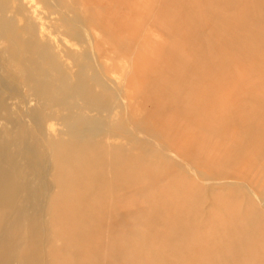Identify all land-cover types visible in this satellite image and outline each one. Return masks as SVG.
Wrapping results in <instances>:
<instances>
[{
    "label": "rangeland",
    "instance_id": "obj_1",
    "mask_svg": "<svg viewBox=\"0 0 264 264\" xmlns=\"http://www.w3.org/2000/svg\"><path fill=\"white\" fill-rule=\"evenodd\" d=\"M7 5H38L33 10L59 48H41L17 32L21 75L34 69L47 77L37 98L43 105L47 100L43 125L49 126L50 140L36 129L43 115L39 103L31 126L2 112L9 118L0 125V166L12 182L0 186V197L8 198L0 202V264H264V0H8ZM0 41V90L10 92L13 82L2 67L11 43L1 33ZM67 59L73 79L61 64ZM210 79L217 81L212 85ZM130 124L167 145L198 174L165 159ZM49 141L54 163L47 178L41 160ZM18 143L33 149L44 169L33 172L28 151L19 154ZM58 145L89 155L83 162L68 161L57 153ZM81 169L82 176L71 174Z\"/></svg>",
    "mask_w": 264,
    "mask_h": 264
},
{
    "label": "bare ground",
    "instance_id": "obj_2",
    "mask_svg": "<svg viewBox=\"0 0 264 264\" xmlns=\"http://www.w3.org/2000/svg\"><path fill=\"white\" fill-rule=\"evenodd\" d=\"M38 1V0H37ZM7 3H8V0H2L1 1V4H0V7H1V10H0V29H1V31H0V33H1V37L3 38V39H5V38H7L9 41H10V43H11V45H10V49L9 50H7V51H5L4 52V60H3V67H2V70L6 73V74H8V76H9V79H10V81L11 82H13L12 83V85H11V89H10V92L9 91H7V90H4L3 92H1V90H0V125H1V121L2 120H7V118H9V117H4V115L2 114V112H9V113H12V114H16V115H19L17 118L20 120L19 122H20V124H22L23 123V121L28 125V126H31V125H33L34 124V117H33V111H34V109H35V107H36V104H38L39 103V98H37V90L38 89H40V87H39V83L41 82V80H46V76H43V75H41V74H39L38 72H37V70L35 71L34 69L32 70V71H28V70H26L25 69V71H24V76H22L21 74H22V72H20L19 71V68H17V65H21L22 64V61H21V57L20 58H18V56H16V54H15V51H16V49H17V47L19 46L18 45V37H17V32L18 31H20V34L21 35H24V36H28L33 42H34V44H36V46H40L41 48H44V49H46V48H48V47H51L52 48V50H55V49H57V48H59V42H57L56 40H57V38H56V40L54 39V34L53 33H50V34H47V28H46V25L45 24H43L42 23V21H41V18L36 14V11L35 10H33V8H36L38 5H31L30 7H28V5H7ZM45 10V9H44ZM122 15V14H121ZM22 22H24L25 24H24V26L22 27ZM19 27V29H15L16 27ZM13 29V30H12ZM82 30V32H84L83 31V28L81 29ZM86 32V31H85ZM88 32V31H87ZM86 32V33H87ZM87 35H88V33H87ZM87 37V36H86ZM88 38V37H87ZM86 38V39H87ZM0 42H2V41H0ZM96 45V44H95ZM91 46L93 47V45H92V43H91ZM210 47V46H209ZM93 50V49H92ZM211 50V49H210ZM210 50H207V51H210ZM213 52V51H212ZM211 53V52H210ZM63 54V53H62ZM94 55V54H93ZM209 56V55H208ZM210 56H211V54H210ZM212 57H213V55H212ZM211 57V58H212ZM214 58V57H213ZM42 59V58H41ZM214 60H216V58H214ZM217 61V60H216ZM223 61V60H222ZM215 62V61H214ZM218 62V61H217ZM62 66H64L65 68H66V71H69L68 72V74L70 75V78H72L73 79V77L75 76V74H74V71H73V67H71V65L69 64V62H68V59L65 61V60H62ZM96 65V64H95ZM200 65V64H199ZM227 65V64H226ZM211 66V65H210ZM76 67V66H75ZM226 67V66H225ZM228 67V66H227ZM90 69V68H89ZM98 69V68H97ZM215 69V68H214ZM223 69V68H222ZM239 69V68H238ZM234 70V69H233ZM108 71V70H107ZM215 71V70H214ZM102 72V71H101ZM105 72V71H104ZM234 72V71H233ZM240 72V71H239ZM83 73V72H82ZM105 73H109V72H105ZM104 73V74H105ZM214 73V72H213ZM199 74V73H198ZM214 74H216V73H214ZM236 74V73H235ZM238 74H240V73H238ZM80 75V74H79ZM85 75V74H84ZM101 75V74H100ZM105 75H107V74H105ZM196 75V74H195ZM84 77V76H83ZM197 77V76H196ZM212 76H210V78H211ZM234 77V76H233ZM79 78H81V76L79 77ZM85 78V77H84ZM133 78V81H134V77H132ZM202 78V77H201ZM214 78H217L215 75H214ZM237 78H238V76H237ZM247 78H249V77H247ZM213 79V78H212ZM218 79V78H217ZM216 80V79H215ZM215 80H214V83H215ZM85 81V80H84ZM99 81V80H98ZM109 81H110V79H109ZM209 81V80H208ZM210 81H211V79H210ZM213 81V80H212ZM211 81V82H212ZM217 81V80H216ZM79 83V82H78ZM77 83V84H78ZM109 83V82H108ZM112 83V82H111ZM133 83V82H132ZM213 82L212 83H210V84H214ZM9 84V83H8ZM221 83H219L218 85H219V87L221 86L220 85ZM74 85V84H73ZM106 85H108V84H106ZM110 85V84H109ZM108 85V86H109ZM113 85V84H112ZM223 85V84H222ZM110 87H112V86H110ZM109 87V88H110ZM225 87V86H224ZM18 88H20L22 91L20 92L19 90H18ZM215 88V86H213L212 87V90ZM113 89V88H112ZM205 89V88H204ZM203 89V91H205ZM222 89H225V88H222ZM43 90V89H42ZM73 90V89H72ZM114 90V89H113ZM118 90V89H117ZM208 90H209V87H208ZM215 90V89H214ZM227 90H225V92H226ZM120 92V91H119ZM124 92V91H123ZM206 92V91H205ZM213 92V91H212ZM215 92V91H214ZM224 92V93H225ZM209 93H210V91H209ZM118 94V93H117ZM116 94V95H117ZM199 94H201V93H199ZM203 94V93H202ZM207 94V96H209L208 95V93H206ZM213 94V93H212ZM217 94V93H216ZM223 94V93H222ZM16 95H20V97H23V99H22V101H19V100H17L18 99V97L19 96H16ZM42 95H44V93H41V96ZM203 95H205V93L203 94ZM110 96H111V94H110ZM118 96H120L119 94H118ZM212 96V95H211ZM225 96V95H224ZM17 97V98H16ZM196 97V96H195ZM199 97V96H198ZM205 97V96H204ZM213 97H215L214 95H213ZM212 97V98H213ZM65 98H67V97H65ZM206 98V97H205ZM211 98V99H212ZM192 99V98H191ZM207 99V98H206ZM208 99H210L209 97H208ZM210 99V100H211ZM231 99V98H230ZM230 99H229V101H230ZM205 100V99H204ZM232 100V99H231ZM46 101L47 100H44L43 99V103H44V105H46L47 106V104H46ZM98 101V100H97ZM189 101V100H188ZM193 102H194V100H192ZM228 101V100H227ZM40 102H42V101H40ZM102 102V101H101ZM190 102V101H189ZM208 102V101H207ZM186 103V102H185ZM197 103H199V101L197 100ZM203 103L205 104L206 102H204L203 101ZM211 103H212V101H211ZM230 103V102H229ZM64 104V103H63ZM100 104H102V103H100ZM111 104H113V103H111ZM190 104H192V103H190ZM44 105L43 104H38V107H39V109H41V111H42V113H43V115L40 117L41 118V120L42 121H40L39 123H38V125H37V128L36 129H38L39 131H43V136H45V138H47L48 140H50L49 138V135H48V130H49V126H48V124H45V125H43V122H44V120L47 118V116H48V112H47V109H44ZM95 105H96V103H95ZM142 105V104H141ZM140 104H138V106L140 107L141 106ZM203 105V104H202ZM205 105H207L208 106V104H205ZM215 105H216V103H215ZM96 106H98V105H96ZM106 106V105H105ZM107 106H109V105H107ZM193 106V105H192ZM207 106H206V109H207ZM59 107V106H58ZM58 107H50L52 110L53 109H55V111H56V113H59V112H62V111H65V110H61V109H59ZM87 107V106H86ZM123 107V106H122ZM129 107V106H128ZM138 107V108H139ZM209 107V106H208ZM113 108V107H112ZM137 107H136V109H138ZM141 108V107H140ZM143 108V107H142ZM188 108V105H187V107L185 108V106H184V109H187ZM193 108V107H192ZM203 108H205V106L203 107ZM211 108V107H210ZM222 108V107H221ZM95 109V108H94ZM135 109V110H136ZM144 109V108H143ZM198 109V108H197ZM110 110V109H109ZM134 110V111H135ZM142 109H140V111H141ZM187 110H189V109H187ZM194 110V109H193ZM196 110V109H195ZM208 110V109H207ZM211 110H212V108H211ZM213 110H214V108H213ZM218 111L219 110V108H215V111ZM250 110H252V109H250ZM139 111V110H138ZM139 111V112H140ZM145 111V110H144ZM202 111V110H201ZM231 111V110H230ZM125 112H126V110H125ZM137 112V111H136ZM135 112V113H136ZM143 112V111H142ZM146 112V111H145ZM185 112H188V111H185ZM202 112H204V111H202ZM247 112H249V110L247 111ZM34 113H35V111H34ZM64 113V112H63ZM131 113V112H130ZM154 113H156L155 111H154ZM157 113H159V112H157ZM212 113H213V111H212ZM250 113V112H249ZM134 114V113H133ZM132 114V115H133ZM139 114V113H138ZM152 114H153V112H152ZM161 114V113H160ZM166 114V113H165ZM188 114V113H187ZM191 114V113H190ZM193 114H194V112H193ZM205 114V113H204ZM214 114H216V113H214ZM239 114V113H238ZM36 115V114H35ZM41 115V114H40ZM126 115V114H125ZM135 115V114H134ZM140 115V114H139ZM144 115V114H143ZM156 115V114H155ZM189 115V114H188ZM197 115H199V114H197ZM196 115V116H197ZM202 115V114H201ZM201 115L198 117V119H200V117H201ZM207 115V113L205 114V116ZM217 115H218V112H217ZM138 116V115H137ZM137 116H136V118H137ZM169 116V115H168ZM173 115H171V117H172ZM210 116V115H209ZM216 115H214L213 117H215ZM247 116V115H246ZM20 117V118H19ZM38 117V116H37ZM174 117H176V116H173L172 117V119L174 118ZM207 117V116H206ZM232 116L230 115V118H231ZM164 118V117H163ZM178 118V117H177ZM202 118V117H201ZM244 118H245V116H244ZM148 119H149V117H148ZM152 119V118H151ZM162 119V118H161ZM165 119V118H164ZM211 119H213L212 117H210V121H211ZM215 119H218V116H217V118H215ZM36 120V119H35ZM153 120V119H152ZM175 120V119H174ZM174 120H172V121H174ZM177 120V119H176ZM259 120V119H258ZM258 120H257V122H258ZM264 120V119H263ZM263 120H261V122L263 121ZM53 121V120H52ZM127 121H128V119H127ZM202 121H205V120H202ZM207 121V120H206ZM212 121H214V120H212ZM9 122V121H8ZM158 122V121H157ZM160 122V121H159ZM158 122V126H159V128H160V123ZM176 122V121H175ZM174 122V123H175ZM209 122V121H208ZM37 123V122H36ZM94 123V125H95V122H93ZM129 123V122H128ZM218 123V122H217ZM229 123V122H228ZM231 123H234L233 122V119H232V122ZM238 123V122H237ZM163 124V123H162ZM206 124V123H205ZM215 124V123H214ZM258 124V123H257ZM35 125V124H34ZM174 125V124H173ZM189 125H191V124H189ZM233 125V124H232ZM108 126V125H107ZM130 126L132 127V129H133V131H134V133H136V135H137V137L139 138V139H141L142 141H144V142H146V143H150L151 145H154L155 147L156 146H158L159 148H160V150H162L163 152H164V154H165V159H168V160H170L172 163H174L175 164V166H177L178 168H180V169H185L186 171H188L189 173H192V174H194V175H197L196 174V172H195V169L193 168V166L189 163V162H187L185 159H183L182 157H180L177 153H175L173 150H171V149H169L168 148V146L167 145H165V144H163V143H160L158 140H156V139H154L153 137H151V136H149V135H147V134H145V133H143V132H141L139 129H137L135 126H133V125H131L130 124ZM155 126V125H154ZM162 126V125H161ZM175 126V125H174ZM184 126V125H183ZM182 126V127H183ZM188 126V125H187ZM217 126V125H216ZM98 127V126H97ZM156 127V126H155ZM215 127V126H214ZM234 127V126H233ZM100 128V127H99ZM102 128V127H101ZM127 128V127H126ZM187 128V127H186ZM217 128H218V126H217ZM261 128V127H260ZM264 128V127H263ZM157 129V128H156ZM235 129H236V127H235ZM238 129V128H237ZM96 130V129H95ZM97 130H100V129H97ZM105 130V129H104ZM126 130V129H125ZM131 130V129H130ZM160 130V129H159ZM161 130H162V127H161ZM174 129H172L171 131H173ZM39 131H36V132H39ZM102 131V130H101ZM132 131V132H133ZM165 131V130H164ZM232 131V130H231ZM238 131V130H237ZM204 132V131H203ZM41 134V133H40ZM199 134H200V132H199ZM231 134V133H230ZM232 134H234V131H233V133ZM239 134V133H238ZM42 135V134H41ZM133 135V134H132ZM234 135H236V134H234ZM47 136V137H46ZM168 136H169V134H168ZM178 136V135H177ZM199 136V135H198ZM201 136V135H200ZM240 136V135H239ZM49 137V138H48ZM108 137V136H107ZM244 136H242V138H243ZM188 138V137H187ZM202 138V137H201ZM240 137H238V139H239ZM136 139V138H135ZM200 139V138H199ZM198 139V140H199ZM108 140V139H107ZM198 140H197V143H198ZM201 140V139H200ZM233 140V139H232ZM244 140V139H243ZM109 141L110 140H108V143H106L107 144V146H108V148H111V150H112V147H111V143H109ZM116 141V140H115ZM239 141V140H238ZM15 142H18V140L17 141H15ZM24 142V141H23ZM53 141H49V142H47L48 144H49V147H46V149L44 148V152L46 153L45 154V156H44V158H43V160H41L42 158L40 157V160L42 161V163H41V165H46V171H44L45 172V174H46V177L48 176L49 177V169L51 168V165L54 163V158H53V156H52V154H51V143H52ZM234 142H235V140H234ZM243 142V141H242ZM196 143V142H195ZM201 143V142H200ZM223 143V142H222ZM230 141H229V144L228 145H230ZM240 143V142H239ZM224 144H225V142H224ZM234 144H236V143H234ZM194 145V144H193ZM232 145V144H231ZM180 146H182L181 144H180ZM199 146V145H198ZM18 147H19V154H22L23 152H25V151H28V154H29V157H28V160H29V163H30V165H31V167H32V171L33 172H35V171H37V169L39 170L40 168H43V166H40V162H36V161H34V154H33V149H31V148H28L29 146H27V145H25V144H21V143H18ZM58 147H60L59 145L57 146V153L59 154V156H62V158L63 159H66V160H68V161H70V159H78L79 161H81V162H83L84 160H86V156L87 155H89V153H84V151H82V150H77V151H73L72 153H70L69 151H65V150H63V149H60V148H58ZM183 147V146H182ZM195 147H196V145H195ZM195 147H192V148H194L195 149V151L196 150H198V149H196ZM227 147V146H226ZM226 147L224 148V150H226ZM233 147V146H232ZM239 147H241L240 145H239ZM119 147H116V148H113V150L114 149H118ZM218 148H220V146L218 147ZM217 148V149H218ZM187 149V148H186ZM42 150V149H41ZM187 150H189V149H187ZM191 150H193V149H191ZM219 150V149H218ZM223 150V151H224ZM103 151V150H102ZM107 151H109V150H107ZM190 151V150H189ZM194 151V150H193ZM212 151V150H211ZM217 151V150H216ZM220 151V150H219ZM247 151V150H246ZM245 151V153H247ZM260 151V150H259ZM43 152V151H42ZM225 152V151H224ZM193 153V152H192ZM194 153H196V152H194ZM223 153V152H222ZM221 153V154H222ZM244 153V154H245ZM220 154V155H221ZM224 154V153H223ZM250 154V153H249ZM252 154V153H251ZM253 155V154H252ZM213 156V155H212ZM218 156V155H217ZM247 156V155H246ZM220 157V156H219ZM218 157V158H219ZM245 157V156H244ZM243 156H242V158H244ZM249 157V156H248ZM191 158V157H190ZM247 157H245V159H246ZM250 158V157H249ZM220 159V158H219ZM218 159V160H219ZM251 159V158H250ZM249 159V160H250ZM232 160V159H231ZM242 160H244V159H242ZM241 160V161H242ZM247 160V159H246ZM246 161V162H250V161ZM252 160V159H251ZM101 161V160H100ZM210 161V160H209ZM240 161V160H239ZM240 161V162H241ZM200 162V161H199ZM203 162V161H202ZM232 162H233V160H232ZM245 162V161H244ZM255 162H257L256 160H255ZM206 163V162H205ZM239 163V162H238ZM253 163V162H252ZM252 163H251V165H252ZM69 164V163H68ZM108 164V163H107ZM216 164H217V162H216ZM244 164V163H243ZM201 165H203L204 166V164H201ZM211 165V164H210ZM209 165V166H210ZM234 165H235V163H234ZM245 165V164H244ZM247 165V164H246ZM248 165H250V163L248 164ZM251 165L249 166L250 168H251ZM257 165V164H256ZM256 165H254V167L256 166ZM170 166V165H169ZM213 165H211V167H212ZM7 167H9V166H7ZM109 167V166H108ZM205 167V166H204ZM236 167V166H235ZM243 167V166H242ZM246 167V166H245ZM82 168V167H81ZM209 168V167H208ZM214 168V167H213ZM216 168V167H215ZM220 168V167H219ZM219 168L218 169H216V171L217 170H219ZM221 168H224V167H221ZM247 168V167H246ZM250 168L248 169V170H250ZM44 169V168H43ZM83 169V168H82ZM82 169H81V171H79V172H76V171H72L71 172V174L72 175H74V176H82V174H81V172L83 173V171H82ZM109 169V168H108ZM209 169H212V168H209ZM239 169H241V167L240 168H238V170ZM253 169V168H252ZM139 170V169H138ZM221 170V169H220ZM228 170V169H227ZM237 170V169H236ZM257 170V169H256ZM64 171V170H63ZM109 171V170H108ZM167 171H168V169H167ZM183 171V170H182ZM213 171H215V170H213ZM229 171V170H228ZM228 171H227V173H228ZM240 171H243L242 169L240 170ZM258 171V170H257ZM185 172V171H184ZM187 172V173H188ZM198 172V171H197ZM226 172V171H225ZM231 172H233L232 170H231ZM244 172V171H243ZM256 172V171H255ZM37 173V172H36ZM145 173L147 174L148 172H146L145 171ZM169 173V172H168ZM186 173V174H187ZM236 173H238V172H236ZM261 173H262V171H261ZM102 174V173H101ZM109 174V173H108ZM155 174V173H154ZM170 174V173H169ZM204 174V173H203ZM230 174V173H229ZM239 174V173H238ZM246 174H247V172H246ZM245 174V175H246ZM256 175H257V173H255ZM68 175V174H67ZM96 175V174H95ZM121 175V174H120ZM231 175H233V174H231ZM256 175H254V176H256ZM109 176H110V174H109ZM108 176V177H109ZM152 176V175H151ZM242 176V175H241ZM240 176V177H241ZM249 176V175H248ZM253 176V177H254ZM260 176V175H259ZM42 177H43V175H42ZM47 177V178H48ZM239 177V178H240ZM261 177V176H260ZM41 178V177H40ZM45 178V177H44ZM244 178H247L246 176H244ZM103 178H100V181L102 180ZM125 179V178H124ZM242 179H243V176H242ZM47 180V179H46ZM50 180V179H49ZM57 180H58V186H59V183L62 181V179H60L59 177L57 178ZM104 180V179H103ZM174 180V179H173ZM199 180V179H198ZM206 180V179H205ZM232 180H234V179H232ZM243 180H245V179H243ZM251 180V179H250ZM79 181H81V179H79ZM203 181V180H202ZM226 180H224V181H222V182H225ZM228 181V180H227ZM231 180H229V182H230ZM252 181V180H251ZM251 181L249 182V183H251ZM257 181H259V179L257 180ZM10 182H12V175H11V173H9V171H7L5 168H3L2 166H0V186L2 185V186H4V183H10ZM187 182V181H186ZM199 182H200V180H199ZM204 182V181H203ZM208 182H211V181H208ZM213 182V181H212ZM228 182V183H229ZM98 183H99V180H98ZM110 183V182H109ZM216 183V182H215ZM233 183V182H232ZM240 183V182H239ZM79 184L80 185H82L80 182H79ZM200 184V183H199ZM216 184H219V183H216ZM234 184H236V183H234ZM234 184H233V186H234ZM244 184H245V182H244ZM243 184V185H244ZM255 184V183H254ZM257 184V183H256ZM262 184H264V183H262ZM43 185V184H42ZM47 184H45V186H46ZM202 186H203V184H202ZM230 186V185H229ZM250 186V185H249ZM256 186V185H255ZM254 186V187H255ZM47 187V186H46ZM124 187V186H123ZM154 187V186H153ZM253 187V188H254ZM260 187H261V185H260ZM259 187V188H260ZM44 188V187H43ZM219 188V187H218ZM249 188H251V186L249 187ZM249 188H247L248 190H249ZM253 188L251 189L252 191H253ZM256 188V187H255ZM45 189V188H44ZM43 189V190H44ZM118 189V188H117ZM123 189V188H122ZM205 189V188H204ZM211 189H214V188H211ZM221 189V188H220ZM246 189V190H247ZM65 190V189H64ZM116 190V189H115ZM209 190H210V188H209ZM216 190V189H215ZM224 190V189H223ZM223 190H222V192H223ZM251 190H249L248 192H249V194H250V192H252ZM254 190H257V189H254ZM260 190H262V189H258V192H260ZM52 191V190H51ZM8 192V190L6 191V190H4V192H3V194H6ZM43 192V191H42ZM46 192V191H45ZM44 192V193H45ZM213 192V191H212ZM215 192H217V191H215ZM109 194V193H108ZM206 194V193H205ZM223 194V193H222ZM192 195V194H191ZM63 196V195H62ZM256 196V195H255ZM43 197V196H42ZM204 197V196H203ZM205 197H207V196H205ZM253 197H254V192H253ZM48 198H50V197H48ZM190 198V197H189ZM208 198V197H207ZM238 198V197H237ZM209 199V198H208ZM207 199V200H208ZM258 199V198H257ZM5 200H8V198H6V197H4V196H2V197H0V202H2V203H5L6 201ZM64 200V199H63ZM109 200H111V198L109 199ZM206 200V201H207ZM239 200V199H238ZM194 201H196V200H194ZM201 201V200H200ZM205 201V199H203V202ZM218 201V200H217ZM259 201V200H258ZM189 202V201H188ZM103 203V202H102ZM197 203V202H196ZM261 204H264L263 202H260ZM43 204V203H42ZM201 204H203V203H201ZM218 204V203H217ZM198 205V204H197ZM206 205V204H205ZM110 206V205H109ZM177 206V205H176ZM260 206V205H259ZM43 207H45V206H43ZM261 207V206H260ZM110 208V207H109ZM33 209V208H32ZM31 209V210H32ZM34 209H35V207H34ZM84 209V208H83ZM214 209V208H213ZM9 210V209H8ZM110 210V209H109ZM200 210H201V207H200ZM261 210H264V209H261ZM42 211H44V209L42 210ZM245 212V211H244ZM10 213V212H9ZM15 213V212H14ZM110 213V212H109ZM202 213H204V212H202ZM236 213V212H235ZM13 214V213H12ZM34 214V213H33ZM15 215H16V213H15ZM18 215H21V213H19ZM34 216V215H33ZM10 217V216H9ZM13 217H16V216H13ZM96 217V216H95ZM106 217V216H105ZM193 217V216H192ZM21 218H22V216H21ZM35 218V217H34ZM199 218H202V216H200ZM4 219V218H3ZM13 219V218H12ZM42 219H43V217H42ZM7 220V219H6ZM98 220V219H97ZM177 220V219H176ZM11 221H13V220H11ZM14 221H19V218H18V220L16 219L15 220V218H14ZM32 221V220H31ZM43 221V220H42ZM52 221V220H51ZM208 221V220H207ZM8 222V221H7ZM33 222V221H32ZM50 222V221H49ZM71 222V221H70ZM256 222V221H255ZM254 222V223H255ZM1 223H2V221H1ZM6 222H4V224H5ZM14 223H16V222H14ZM28 223H30V222H28ZM34 223H36L35 221L33 222V225H34ZM175 223V222H174ZM17 224V223H16ZM15 224V225H16ZM44 224V223H43ZM151 224H153V223H151ZM2 225V224H1ZM9 225H10V222H9ZM14 225V228L16 229V227H17V225L15 226ZM32 225V224H31ZM31 225H30V227H31ZM2 226H4V225H2ZM22 226V225H21ZM73 226H75V225H73ZM6 228H7V226H5ZM19 227V226H18ZM17 227V230L19 229L20 230V228H18ZM122 227V226H121ZM10 228V230H11V228H12V226L11 227H9ZM32 228V227H31ZM66 228V227H65ZM107 228H108V226H107ZM189 228V227H188ZM34 229H35V227H34ZM67 229V228H66ZM72 229V228H71ZM140 229V228H139ZM14 230V229H13ZM16 230V231H17ZM18 230V231H19ZM70 230V229H69ZM2 231V230H1ZM7 231V230H6ZM28 231V230H27ZM43 231H44V229H43ZM98 231V230H97ZM5 232V231H4ZM14 232V231H13ZM29 232V231H28ZM103 232V231H102ZM135 232V231H134ZM248 232V231H247ZM2 233V232H1ZM0 233V234H1ZM12 233V232H11ZM23 233V232H22ZM29 233H31L32 234V232H29ZM28 233V234H29ZM127 233V232H126ZM145 233H146V231H145ZM144 233V234H145ZM3 234V233H2ZM5 234H6V232H5ZM18 234V233H17ZM135 234H136V232H135ZM12 235V234H11ZM13 235H15V233L13 234ZM30 235V234H29ZM41 235V234H40ZM193 235V234H192ZM237 235V234H236ZM19 236V235H18ZM42 236V235H41ZM48 236V235H47ZM121 236V235H120ZM0 237H1V235H0ZM6 237V236H5ZM4 236L2 237V238H5ZM11 237V236H10ZM15 237L16 236H14V239H15ZM63 237L64 238H68L69 236H66V235H63ZM127 237V236H126ZM150 237V236H149ZM238 237H239V235H238ZM12 238V237H11ZM10 238V239H11ZM106 238V237H105ZM213 238V237H212ZM240 238V237H239ZM7 239H8V237H7ZM24 240H26V237L25 238H23ZM123 239V238H122ZM126 239V238H125ZM2 240V239H1ZM37 240V239H36ZM46 240V239H45ZM100 240V239H99ZM149 240V239H148ZM107 241V240H106ZM121 241V240H120ZM150 241V240H149ZM44 242V241H43ZM16 243V242H15ZM45 243V242H44ZM44 243H43V245H44ZM150 243V242H149ZM2 244V243H1ZM30 244V243H29ZM11 245H13V244H11ZM21 245V244H20ZM19 245V246H20ZM22 246V245H21ZM20 246V247H21ZM30 246V245H29ZM32 246V245H31ZM30 246V247H31ZM8 247V246H7ZM9 247H11V246H9ZM15 247V246H14ZM16 247H18V246H16ZM16 247L14 248V250L16 249ZM20 247H18L19 249H20ZM29 247V248H30ZM22 248V247H21ZM106 248V247H105ZM112 248V247H111ZM22 250H20V252H21ZM132 251V250H131ZM26 252V251H25ZM22 253V252H21ZM82 253V252H81ZM14 254V253H13ZM16 254V253H15ZM8 255V254H7ZM11 254H9V256H10ZM17 255H19V253L17 254ZM84 255H85V253H84ZM23 256V255H22ZM103 256V255H102ZM104 258V257H103ZM108 258V257H107ZM115 258H116V256H115ZM90 259V258H89ZM93 260V259H92ZM104 261V260H103ZM90 262H92V261H90ZM95 262V261H94ZM93 263V262H92Z\"/></svg>",
    "mask_w": 264,
    "mask_h": 264
}]
</instances>
